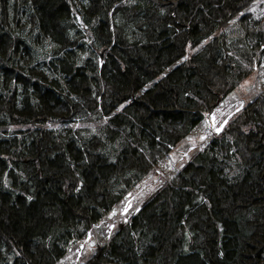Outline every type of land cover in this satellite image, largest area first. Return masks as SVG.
<instances>
[{
    "label": "trees",
    "instance_id": "1",
    "mask_svg": "<svg viewBox=\"0 0 264 264\" xmlns=\"http://www.w3.org/2000/svg\"><path fill=\"white\" fill-rule=\"evenodd\" d=\"M156 1L0 0V264H264V90L99 247L264 64V0Z\"/></svg>",
    "mask_w": 264,
    "mask_h": 264
},
{
    "label": "rangeland",
    "instance_id": "2",
    "mask_svg": "<svg viewBox=\"0 0 264 264\" xmlns=\"http://www.w3.org/2000/svg\"><path fill=\"white\" fill-rule=\"evenodd\" d=\"M252 11L256 17L260 16L264 11V3L258 2L252 8ZM258 78L250 77L247 78L237 90H235L230 96L220 104L213 114L210 115L201 127L196 128L193 133L186 139L182 144L180 151H177L171 158H165L163 164L158 163L156 166L155 174L150 178H146L140 183L133 193L125 197L123 207L130 205L127 217L131 214H135L140 208V205L146 200L148 196L154 193L162 184L167 181H173L176 177L178 167H182L183 164L190 160V155L197 150H201L203 146L209 141L210 136L219 134L225 125L226 119L231 116L234 112L239 110L250 94L256 90H264V64L261 63V67L258 69ZM255 79H257L255 81ZM219 129V131H217ZM119 211H113L109 214V221L114 224L122 221L123 208ZM109 236L106 237V240ZM88 244H85L84 249L86 253L92 252L96 248L95 239L91 237ZM103 244V241H100ZM83 249V250H84ZM72 258V256H71ZM69 264H77L69 263ZM79 264V262H78Z\"/></svg>",
    "mask_w": 264,
    "mask_h": 264
},
{
    "label": "water",
    "instance_id": "3",
    "mask_svg": "<svg viewBox=\"0 0 264 264\" xmlns=\"http://www.w3.org/2000/svg\"><path fill=\"white\" fill-rule=\"evenodd\" d=\"M151 1L154 4L160 5V6H169L170 5V6L175 7L176 4H177L175 1H167V2H158L156 0H151ZM76 21H77L78 26L85 32L87 30V27L83 24V22H82V20H81L79 15H76ZM225 25H226V22L222 23V27H225ZM210 111H212V109H210ZM32 126L34 128H37V129L40 127V126H35L34 122H32ZM35 159H36V157L31 159V160H35Z\"/></svg>",
    "mask_w": 264,
    "mask_h": 264
},
{
    "label": "snow or ice",
    "instance_id": "4",
    "mask_svg": "<svg viewBox=\"0 0 264 264\" xmlns=\"http://www.w3.org/2000/svg\"><path fill=\"white\" fill-rule=\"evenodd\" d=\"M217 131H219V129H217Z\"/></svg>",
    "mask_w": 264,
    "mask_h": 264
}]
</instances>
